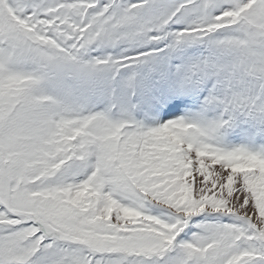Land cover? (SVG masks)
Here are the masks:
<instances>
[{"label": "snow or ice", "instance_id": "1", "mask_svg": "<svg viewBox=\"0 0 264 264\" xmlns=\"http://www.w3.org/2000/svg\"><path fill=\"white\" fill-rule=\"evenodd\" d=\"M0 264H264V0H0Z\"/></svg>", "mask_w": 264, "mask_h": 264}]
</instances>
